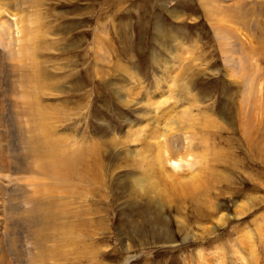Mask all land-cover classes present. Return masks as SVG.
<instances>
[{"label":"rangeland","instance_id":"1","mask_svg":"<svg viewBox=\"0 0 264 264\" xmlns=\"http://www.w3.org/2000/svg\"><path fill=\"white\" fill-rule=\"evenodd\" d=\"M12 5H0V23L14 32L0 44L5 128H12L10 116L30 111V102L36 111L38 102L50 106L42 111L52 115L60 135L75 136L103 154V181L93 190L108 197L100 228L105 230L97 227L83 242L89 248L81 244L79 250L95 246L94 264H264V0H13ZM19 28L26 34L16 41ZM10 48L16 51L12 65ZM20 73L35 79L32 88L20 82ZM42 88L45 94L37 100ZM160 130L182 138L179 146L191 153L188 163L179 162V172L200 171L207 182L195 200L169 193L161 210L167 240L155 236L158 228L153 234L141 224L146 200L115 186L140 161L137 151L150 157L152 132ZM96 200L94 211L102 209ZM160 208L153 201L148 219ZM178 224L185 228L178 231ZM0 236L6 264L38 258L18 222ZM72 246L62 247L71 252L68 258H75Z\"/></svg>","mask_w":264,"mask_h":264},{"label":"bare ground","instance_id":"2","mask_svg":"<svg viewBox=\"0 0 264 264\" xmlns=\"http://www.w3.org/2000/svg\"><path fill=\"white\" fill-rule=\"evenodd\" d=\"M12 2L13 0H0V5L12 8ZM1 8L2 7H0V9ZM3 24L4 23H0V44L4 41V38H9L10 35L12 37L14 36V32L12 33V31H9L10 28H8L7 25L3 26ZM16 24H14V26H16ZM17 26H19V24ZM217 29L219 30V28ZM221 31H225L226 34H228L226 30ZM221 31L217 32L219 38L224 36ZM16 34L19 35L15 38L16 41H21L26 31L19 28ZM224 38L226 37L224 36ZM13 39L14 38H12V41ZM22 47L24 48V46H21V48ZM7 51L9 57L8 62L12 65L13 63L11 61L14 59L12 56L14 53L16 54V51L12 48ZM1 66L2 63L0 62V69ZM6 67L8 69L5 70L11 72H15L17 69L9 66ZM39 75V77H41V74ZM30 76L31 75L27 73L23 75L20 73L19 80L22 84L30 87L35 81V79L34 81L31 80L29 78ZM37 90L35 96L38 100V96L40 97V95H44L45 93L42 91L43 88L41 91ZM0 98H3L1 92ZM39 104L40 103L37 102L36 111H31L32 105L34 106V104L30 102L26 105V107H30V111H22L19 114L10 116L8 121L12 125V128L11 126L10 128L8 126L5 128L6 124L3 122L5 119L0 117V230L4 228L7 229L9 223L15 224V222H18V224H21L22 227L26 229L27 237L30 238L34 247L39 251L38 258L29 259V264H33V262L34 264L35 262L37 264H94L92 262L94 259L92 260V258L95 256L94 254H96L93 249L95 246L91 248V251L89 249V251L84 252H81L79 247H82L81 244L84 246L88 245V242H83L90 241L93 238L95 235L94 230L97 229V227H99L100 231L105 230V228H100L105 225V219L103 217L104 215L107 217L108 211L106 214L103 213L106 209L108 210L106 200L108 197L93 190L95 185L103 181L100 176L101 174H99L100 169L103 167V160L101 159L103 158V154H101L98 149L85 146V142L80 144L75 136L70 139L64 135H60L57 125L55 126L53 124L54 126H52L51 124L53 119L52 115L42 111V109H47L50 106L43 105L45 107H42L40 106L42 104ZM58 120L55 122L58 123ZM22 123H26V126L23 127ZM155 128L154 130H156ZM164 129H166V127ZM152 133L154 139L152 146L154 145V147L151 148V150L153 154L151 153L150 157H144L137 151L134 155H137L140 161H134L135 163L133 162L132 165H129L132 169L127 174V178L115 182V186H117V189L119 188L120 190L127 191V195L133 199L138 197L142 200H146L142 210L145 219L142 220L141 224L149 230V233L153 234L158 228L159 232L155 233V236L158 239L167 240L170 238V234H168V228L166 227L167 222L163 220L165 217L162 218L161 214V210L166 206L165 202L168 201L167 198L172 195L171 193H175L177 198L179 197L181 199L182 196L184 197V195H186L188 196L187 198L195 200L205 187H207V182L204 178L205 176H202L200 171L194 170V172L190 174H186L185 172L184 175L181 174L183 172H179V162L184 161L188 163L189 160L187 157L191 156L189 150L186 149L187 145L183 148L179 146L181 144L178 142V139L182 138L167 137L161 130ZM141 134L140 131V135ZM12 141L16 143L12 144ZM144 143L142 144L144 145ZM144 147L147 148L148 146L144 145ZM146 148H143L144 150L142 151L145 152L146 150L147 152ZM151 150H149V152ZM142 151L140 152L142 153ZM130 159L134 158L130 157ZM168 164L170 166L169 170H172L171 168L173 166L174 171L172 170L169 173L166 170ZM190 167V170H192V166ZM201 169L203 170V166ZM190 170L187 171L189 172ZM106 172L108 171L106 170ZM28 175L29 177L32 176L31 178L35 180H29ZM101 187L103 191L106 192L107 188ZM27 191L30 195L27 194ZM169 193L171 195H169ZM111 196L114 195L111 194ZM95 198L99 199L98 204L101 206V210L94 211L96 208L93 210L92 207H98ZM153 201L158 203L161 208L155 210L148 219V214L153 209ZM88 203L93 204L89 205ZM83 204H85V208L81 209ZM133 205L134 207L140 206L137 202L133 203ZM94 212L99 214L98 217L94 216L96 215ZM123 223L124 222H120V224ZM178 225L179 226L176 228L178 231L185 228L183 225ZM122 226L125 227V225H120L119 227L122 228ZM57 241L60 243L58 246L62 247H71L75 245V258H68L71 253H67L68 249H66V251L64 250L66 253H63V251L61 252L62 247L59 248L52 244ZM11 242V250H14L17 240L12 238ZM1 250L0 264H6V260L2 255L4 253H2ZM83 255H86V258H83Z\"/></svg>","mask_w":264,"mask_h":264}]
</instances>
